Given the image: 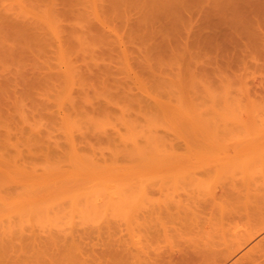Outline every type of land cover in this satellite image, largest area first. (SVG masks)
Returning a JSON list of instances; mask_svg holds the SVG:
<instances>
[{
    "label": "bare ground",
    "instance_id": "6f19581e",
    "mask_svg": "<svg viewBox=\"0 0 264 264\" xmlns=\"http://www.w3.org/2000/svg\"><path fill=\"white\" fill-rule=\"evenodd\" d=\"M10 1L7 0V3L10 4ZM12 1L14 3L10 5L0 3V67H2L0 70V228H8V234L15 231L16 217L20 219L16 220L17 222H22L21 224L18 222L21 226L17 225L23 230H25L23 226L25 221L32 222L33 219L41 223L47 221L43 225L49 226H51L50 222L55 220L56 225L59 226L58 220L64 218L65 214L70 216L66 215L69 220L76 217H73L74 212L77 215L81 213L80 216L88 219L97 212L98 207L101 209L104 205L111 203V200L113 202L118 198L114 201L118 204L116 202L132 199L137 185L149 180L150 174L163 168L170 171L177 170L179 164L185 160L182 158L190 157L192 154L198 157L208 156L212 150H207L208 147L202 148L201 145H204L208 137L220 139L230 119L235 120L236 125H242L255 122L259 116L261 117L255 113L258 117L250 114L253 117L245 118L243 112L246 107H252L255 104L251 88L246 80L250 77V72L253 79L257 77L256 72L252 73L251 68L264 69V0H243V2L220 0L222 6L219 3L215 5L211 0H196V3L205 1V5L201 4L203 2L199 3V6L203 8H207V4H210L208 6L210 14L205 13L203 8L201 10H204L205 15L201 10H197L200 12L199 15L204 16L200 21L192 19V12L188 13V10L193 7L188 9L190 6L186 3L187 0H184L185 2L183 0H109L110 3L107 0V7L99 0ZM188 2L191 5L192 2L189 0ZM86 3L87 5L90 3L88 5L90 9L87 8L89 11L83 8V6L86 7ZM149 5L154 13L148 14V11L146 16L145 10L149 8ZM128 7L131 8L129 10L135 9L138 10L137 13H140V16L137 15L139 18L132 23L134 32L128 35L129 43L135 44L137 40L141 44L148 45L145 51L138 48L144 56H137V60L132 51L131 56L133 54L134 61H137L135 63H130L129 50H132V47L126 43L125 37L118 34L115 29H107L110 28L109 23L116 20V17H124V12L128 14L129 10L125 11ZM193 9L190 11H194ZM164 13H169L168 16L174 18L171 17L172 27L171 30L167 28L170 30L167 33L160 30V24L151 21L158 22ZM171 13H176V16ZM186 13L190 15V18L186 19ZM129 17L126 18V22L129 21ZM68 21L70 24L65 23ZM188 25H191L192 32L186 28ZM183 28H186L188 32ZM182 29L187 33L182 32ZM158 36H168V38L161 37V41L158 39L153 42ZM8 40L10 44L8 42L6 44ZM18 41L26 43L19 48L16 44ZM114 44L119 45L120 48ZM96 45L98 47L104 45L105 49L97 51ZM113 45L122 50L121 56L120 52H116L118 49L115 51ZM28 47H32V72L24 71L23 67L19 70L13 67L12 69L16 70H10L9 66H15L19 62L18 59L20 60L18 65L25 66L24 56L28 54L26 50ZM51 50L58 55L59 66L62 68V65L66 64L68 72L65 71V74L57 70L55 73L51 72L53 68L51 62L49 61L48 64V61L44 60V57H47L46 53L49 54ZM113 51L119 53L118 58L112 55ZM115 52L113 53L117 56ZM86 61L98 64L97 69L93 70L96 67H89ZM143 61L147 64L145 69L149 77L154 78V84L151 81V85L161 89L162 96L166 95L167 101H160L161 99L154 97L155 95L153 97L150 96L151 94L147 95L150 83L146 81L149 80H144L147 77L139 80L136 70L139 65L136 68L133 66ZM116 63H118L117 66ZM167 66L170 68V74L167 78L164 76L159 78ZM263 71L261 73H264ZM128 77L131 80L127 79ZM50 80L60 82V84L56 83L60 86L66 84L68 110L71 107L69 113L74 116L72 128L75 133L72 131L74 134H70L67 138L70 140H68L70 149L68 153L60 150L62 147L57 141L52 145L51 138L47 140L43 132L38 130L41 128H38L39 125H44L41 119L38 122L35 121V126L33 125L34 117H28L26 114L28 113L26 104L28 106L29 104H25L24 100L31 97L33 104H37L39 94L43 97L48 90L47 87L42 86H49ZM23 84L24 87H22ZM19 87L23 89L20 88V90ZM135 88L145 90L143 95L145 93L148 97L139 96V92L135 95L133 93ZM91 90H94L93 94ZM32 94H36V100ZM91 95L94 97L92 98ZM46 98L48 95L42 98L43 108L38 107V110L44 109L47 105ZM121 100L127 101V104H119L118 101ZM130 104L138 105L140 109L136 112L134 111L136 109L132 108V111ZM31 112L34 113V111ZM16 115H19V118ZM100 116L104 118L98 119ZM112 118H116L120 125L126 127L125 133H121V129H118L119 124L114 122L116 125L109 124L114 125L112 128H116L114 130L116 133L108 134V131L105 133L102 131L103 134L96 135L94 133L97 132H93L96 136L95 139L94 137L91 139H97L98 146L95 141L87 140L90 139L88 135L90 137L93 135L90 133L91 129L94 130L92 128L94 126L87 128L90 125L87 120L97 121L95 124H100L99 126L102 127L105 123L101 120ZM29 119L33 121L31 125H28ZM21 123L27 125L24 127ZM32 125L38 130L36 135H23L24 128L28 131L32 130L34 128ZM162 125L166 129L165 133L161 134L159 127ZM261 125L262 127L258 128L264 129V118L261 119ZM99 126L94 131H98ZM258 130L257 134H259ZM256 132L253 134L257 135ZM22 135L23 138L20 139ZM25 136H29L31 143L24 140ZM14 138H17L16 142H13ZM103 138L106 139L103 140ZM40 139H44L45 143L42 140L41 142L47 144L41 146ZM32 140L34 142L39 140L40 143H38L39 148L34 149L36 153L32 152V147H36V145L32 146ZM101 140L103 142L107 140V143L114 145L109 154L104 147H101ZM180 140L187 142V144L184 143L187 150L184 153L179 151L184 145H180ZM21 142H24V149L21 148ZM251 144L253 145L251 150L258 149L264 144V135L253 136ZM65 154L66 158H64ZM39 167L42 172L39 171ZM90 211L94 213L91 214ZM55 222H52V226ZM72 229L75 228L72 227ZM20 230L21 234H19L22 235V229ZM72 231L75 232H64V237L67 235L68 238L76 237L82 232L76 229ZM2 232L5 234V230ZM59 232L63 233V231ZM56 233L58 236L56 238L60 239L61 235L59 236L58 232L51 235L54 238ZM68 233L74 235L69 236ZM83 233H87L86 229L80 235ZM51 237L49 233L46 239L54 240ZM50 240L46 241V245H49ZM2 249L0 248V253L10 250L6 247ZM187 255V253L183 254L177 260L181 262L179 264L190 260L187 258H190V255ZM0 257L6 258V256ZM13 257L11 256V259ZM21 258L18 259L17 264H24L23 259V262H19ZM7 261L10 262H6L7 264L15 262ZM216 262L214 264L218 263ZM208 263L211 264V262Z\"/></svg>",
    "mask_w": 264,
    "mask_h": 264
},
{
    "label": "rangeland",
    "instance_id": "374dc122",
    "mask_svg": "<svg viewBox=\"0 0 264 264\" xmlns=\"http://www.w3.org/2000/svg\"><path fill=\"white\" fill-rule=\"evenodd\" d=\"M99 1L100 3H103L107 7L108 5V2H106L107 0L105 1L99 0ZM189 1L192 2L191 3L192 6L187 0L186 3L190 6L188 7V9L191 7L194 8L196 4L199 6V3L203 2L200 1L196 3V0H189ZM211 1L214 2L215 5H218L216 3H219V5L222 6V3L219 2L220 0H215V1L211 0ZM240 1L243 2V0ZM10 2L14 3V1L12 0ZM168 2L169 1H167V3ZM0 3L3 5L11 4V3L8 4L9 2L7 3V0L0 1ZM204 3L205 1L201 4ZM42 4L44 6V3ZM88 5H90V3ZM88 5L86 3V7L83 6L84 10L89 11L90 7ZM197 5H196V9L192 8L196 12L190 11L192 9L189 10L187 9V10L189 14L192 12L191 13L192 19L195 18V20L200 21L202 20L201 17H204L203 14L205 15L206 12L210 14V11L208 10V6L210 4L209 3L207 4L208 5L206 6L207 8H203L201 6H199L200 7L199 8ZM201 8L205 10V13L203 12L204 10H201ZM126 9L127 10L125 11H128L131 8L128 7ZM147 9L145 10V13L148 11H149L148 14L154 13L150 5L149 8ZM197 10L198 11L201 10L203 14L199 15L200 12H197ZM137 12L138 10L136 11L135 9L129 10L128 14L124 12L123 14L125 15L124 16L125 19L122 16L124 20L121 19L122 17L118 16L115 18L116 20L112 21V23H109L110 28L109 27L107 28L108 30H111V28L115 29L118 32V34L123 35L125 37L124 40L125 41L127 40L126 43L132 47L131 50L130 47L126 44V46L130 49L129 50L131 57L130 63L137 62L134 61L135 55H136V60L138 59V57H143L144 55L143 53H141V51L142 50L145 51V49L148 47V45L141 44L137 42V40L135 41V44L129 43L128 35L129 33L134 32L132 29V23L134 20H137L139 18L137 17V15L140 16V13ZM188 13L185 14L187 16L184 15L186 19L190 18V15ZM130 14L133 16V19ZM168 14L164 13L158 19V22L155 20H151L154 21L155 23L160 24V26L158 25L160 27V30L162 29L161 31L166 33L170 32L171 30L172 27L171 19L173 18V16H171L172 17L171 18L170 15L168 16ZM171 14L172 15L174 14L176 16V13H171ZM29 17L32 18V16ZM127 17H129L128 22L125 21ZM160 21L165 26H162L163 24H161ZM65 23L70 24V21ZM190 27L191 25L190 26L188 25L186 28L190 29L189 31L192 32L193 29ZM167 28L170 30H168ZM186 28L183 29L185 30ZM183 29L182 32L184 33L188 32L187 30H185L187 31L185 32ZM161 37L158 36L157 39H154L153 42H155V40L158 39L161 41L162 38L165 37L168 38V36L162 38ZM7 42L8 44H10L9 40L6 41V44ZM25 43L26 42L18 41L16 44L17 46H19V48H22V46H24ZM114 45L113 47L116 46L120 48L119 45L118 46L117 45L114 46ZM103 46L99 45L98 47L96 45L95 48L97 51L98 50L100 51L101 49H105V46L104 48ZM116 47L114 48L115 51L118 49L116 52H120V56H121L122 50L120 51L119 48ZM138 48L141 49V51ZM26 50L28 54L27 56L24 57L27 59L23 57L24 60H26L25 61L26 64L24 63L26 67L21 64L18 65V63L20 62V60L18 59L19 62L17 63L15 62L16 60L14 61L16 63L15 66L12 65L9 66L10 70L15 71L17 68L19 70V68L23 67L24 71L32 72V66H33L32 57H31L32 47H28ZM132 51H134L133 52L134 56L132 54L133 60L131 56ZM113 52L112 55L115 58H118L119 53L117 54L115 52L117 54V56H115ZM46 54L47 57L43 56L44 60L46 59L48 61L47 62L48 64L51 62V66H53L54 69L56 68L55 70H53L52 68L51 72L55 73L56 70L58 72H63L64 74L65 71L68 72L66 64H63L62 68L61 66H59L60 61L58 60V55L55 52L51 50L49 54L48 52ZM7 60H5V62H8ZM41 62L44 61L41 60ZM94 62H96V60ZM83 63L81 64L83 65ZM118 63H119V59H118ZM118 63H116V66L118 65ZM4 64L6 65V63ZM77 64L80 65V63ZM88 65L89 67H96L93 69L95 70L97 69L96 65L98 64L96 63L94 64L93 61H91L90 63H88ZM119 65L121 66V64ZM138 65L139 67H137L136 69L137 74L139 75L138 79L140 80V78H142L141 80H143L144 78L147 77V79L144 80L145 81L149 80L146 82L150 83L149 90L147 89V92H149V94L147 93V95L151 94L150 96L152 97L155 95L154 97L158 99L160 98L161 99L160 101L167 99V97H165L166 95L162 96L163 94L161 92V89L153 87L154 85H151L152 83L154 84L153 82L154 78L149 77L147 69H145L147 68L146 62L144 61L139 62L138 64L136 63L133 66L134 68H136V66ZM13 67L16 69L15 70L12 69ZM1 68L2 67H0V70H2ZM165 69H166L165 72H162L159 78L160 77L162 78L163 76L166 78L168 77V75L170 74V68L169 66H167L165 67ZM175 69L177 71V68ZM263 70L264 69L262 68L261 69L259 68L256 69L254 67L251 68L252 73L256 72L255 74L257 77L256 79H253L250 72L249 73L250 77H248L246 80L248 81V85L251 88V92L253 99L255 100L254 101L255 104L252 107L251 106H249L248 108L246 107L245 111L243 112L245 118L250 119V117H253L251 116L252 114L254 115L259 114L261 115V117L260 116L258 117L256 115V117H258V120L248 124L243 123L244 125L243 124L236 125L235 124L236 121L230 119L228 121V124H226V131L224 130L225 132L223 133V136L220 137V139L218 138L211 139V137H208L209 139L208 140L205 139L206 142L204 143V145H201L203 146L202 148L208 147L206 148L207 150L210 149L212 150L210 151V154L208 156L198 157L196 154H192L190 157L182 158L185 160L179 164V169L177 170L170 171L163 168L162 170L160 169L155 173L150 174L149 180L144 181L143 183L137 185L136 189L133 191L134 194L132 196V199L129 198L126 200L116 202L118 204L114 203V201L118 198H116L115 200L113 199L114 200L113 202L112 200L111 203L109 204L107 202L108 205H104L101 209L99 207L98 209L95 208L97 212L95 211L96 213L93 214V216H91L90 218H88L89 215L92 214V212L94 213V211L92 212L90 211L91 214L87 216L88 219H84L85 217L80 216L79 214L81 213L77 215V213L74 212L75 215H73V217L74 216L76 217H74L75 219L74 218L72 219L73 221L71 220V218H70L71 221L68 218H66L68 214H65L64 218H60V220H58L59 226L56 225L55 220L52 221L55 222L53 223L54 225L52 226V222H50L51 226H49L47 224L43 225L47 221L45 222L43 221V223H41L40 221L38 222L37 219L36 221L33 219L34 221L32 220V222L25 221V225L23 224V226H25L24 228L25 230H23V228L20 227L21 226L20 224L22 222L20 223L18 221L20 223L19 224L16 220H20V219L16 217L14 219L15 220L14 223H16V225L14 224L15 231L13 230V233L10 232L9 235L7 232L8 228L3 229L2 227L3 225L1 226L2 228H0V245L1 246L3 245L2 247L0 246V248L1 250H3L2 248L5 247L6 249L10 248L9 251L6 250L5 253H0V256H4V257L6 256L7 260L15 261L14 264H17L16 262L20 257L22 258L21 260H19V262L24 261L23 262L24 264H29L32 261L35 264H142V262H156L158 260L161 261L164 260L169 264H178L177 260H179V258L186 253L199 255L203 259H210V260L217 259L219 257V251L223 249L225 245L228 244L230 241H234L237 243L238 247L233 253L229 254L223 259L222 264H226L228 262H232L233 264H264V144H262L259 147L257 146L258 149L255 148L256 150L254 149L251 150V147H253V145L252 144L250 145L253 136L264 135V133H262L264 129L258 128V127H262L261 119L264 118V76H261L262 74L264 75V73H261ZM122 76L124 77L125 75L123 74ZM122 76L120 77L122 78ZM127 79H130V77H128ZM49 83H50L48 84L49 86L47 85L42 86V87H47L48 89L47 91H45L46 90L45 88H44L45 90L43 89L45 91L43 97L45 98V96L48 95V98H46L47 105L45 104L46 106L44 107V109H42L43 111L40 109L38 110V107L43 108V106H41V100L43 97L40 96V94L37 98V104L36 103L33 104L32 99H30L31 97L30 98L28 97L29 99L24 100L25 104L26 103L29 104V106L26 104L27 106L26 111H28V113L26 112L25 113L28 114V117L31 116L32 118L34 117L33 119L34 123L32 119L31 120L29 119L30 122L27 123L28 125H31L33 123V125L35 124L36 126L35 121L38 122L41 119L42 124L44 125L42 124H41L42 126L39 125L38 128L39 127L41 128H39L38 130H41V132H43L47 140L51 138L50 141L52 145H54L53 142H55L56 144L57 141L58 144L61 145L62 147V148L60 147L61 148L60 150L61 151L64 150L65 153H68L70 152L68 145L69 144L68 142L70 140L68 139L69 140L68 141L67 138H69L70 134L74 132L72 128L74 116H71V113H69L71 107L68 110L69 105H68V98H67L68 92L66 91V84H63V86L61 84L62 88H60L61 86L56 85L57 81L55 80H50ZM57 84H60V82ZM22 87H24V84ZM22 87H19V89L20 88L23 89ZM143 91L145 90L142 89L141 91L139 88H135L133 90V93L136 95V93L139 92L141 94L140 95L138 93L139 96L142 97ZM37 92L38 91H36V93ZM158 94L161 95L159 96ZM144 95L143 97H148ZM32 96L36 100L35 98L36 94H32ZM93 97L94 95L92 96V98ZM44 101L45 100H43V102ZM118 102L119 104L122 103L121 105L127 104V101H123V100ZM131 106L130 107L132 111H133L132 108L136 109L134 110L136 112L140 109L138 105L132 104ZM31 111H34V113ZM40 111H42V113H40ZM159 113H160L159 115L162 114L161 110H159ZM17 116L19 118V115H16V117ZM102 118L104 117L100 116V118L98 119H102ZM87 121L90 124L87 127L89 129L92 126H94L92 128L96 130L95 128L100 125V124L98 125L95 124L97 123V121H90V120ZM101 121L104 122L105 124L102 127H100L101 126L100 125L99 126L100 128H97L99 129L98 131H94L93 129H91L90 132V130H88V134L90 133L93 134V132H97L98 134L97 133L94 134L99 135L100 133L101 135L103 134V132L105 133V131H108L107 133L110 134V132H115L114 130L116 129V128L114 129V127L112 128V126H114L112 124L120 123L116 118H112L109 120L103 119ZM109 123L112 124L110 125ZM21 125L22 126L24 125L25 127L27 124L25 125V123L23 124L21 123ZM35 126H33L34 128L29 131L24 128L23 135H36V132L38 130L35 128ZM125 128L126 127H124V125H120V124L118 125V129H121L120 131L121 133L126 132ZM165 129L166 128L164 125L160 126L159 127L160 133L161 134L165 133ZM255 129L257 130L259 129L258 130L259 134H257L256 132L257 130L255 131ZM15 131L16 130L14 129V132ZM76 132H77L76 134L79 135V132L78 131ZM253 132H256L257 135H254ZM49 134L51 136H48ZM94 134L91 137L90 135H88V138L91 139L92 137H94L95 139L96 135L94 136ZM220 134L222 135V131ZM220 134L219 136H221ZM23 135L22 137H20V139L23 138ZM16 139L17 138H14L13 142H16L15 141ZM44 139H40V143H42L41 146H43V144L45 143ZM90 139L87 140L89 142L95 141V144L98 146V143L96 141L97 139L96 140L94 139L90 140ZM105 139L106 138H103V140ZM24 140L28 143H31L29 142V136H25ZM41 140L44 143L41 142ZM36 142L37 144H35ZM36 142L32 140V144H33L32 146L36 145L35 148L32 147L33 153L34 152L36 153L37 152L35 151L36 148L37 149L39 148L38 147L40 144L39 140ZM23 143L21 145V148L24 149ZM184 143L187 144V142L185 141L183 142L180 140V145ZM51 144L49 145L52 146ZM257 144L258 143H256V145ZM184 146L185 144L182 146V148L180 147L179 149L181 153L187 151L186 147ZM27 147L28 145L25 146L26 151H27ZM101 147H104L106 153L109 154L110 150L114 148V145L107 143L106 140V142L102 141ZM66 157L67 156L65 154L64 158ZM39 171L42 172L41 168ZM91 209L93 210V208ZM91 209L88 208V210ZM17 224H19L20 226ZM72 227L75 228L76 230H80V232L81 231L83 232V230L86 229L87 233L84 234L85 233L84 232L83 235H80L82 234V232L80 233L78 231V233L80 234L79 235L77 234L78 236L76 235V237L68 238L67 234H65L67 236L64 237L63 234L66 231L68 232L71 231V233L75 232L72 231L75 230L72 229ZM20 229H22V233H23L22 235H20L21 234ZM3 230H5V234H3L2 232ZM16 230H18V233H16ZM51 230H53L54 232H58L59 236L61 235L60 239H57L58 238L57 233L54 235L53 238V235L51 234H53L54 232H52ZM59 231H63V233L61 232L62 234H60ZM49 233H50V237L52 236L51 238H53L54 240L46 239L48 238ZM12 235L15 237V238L13 237L14 239L11 237ZM72 235L74 234H69V236ZM63 237L65 238V240ZM48 240H50V243H48L49 245H46L47 244L46 241L48 242ZM71 240H73V242ZM51 241L53 243L52 245H51ZM5 242H7L6 243L7 245L3 244ZM7 246L9 247L7 248ZM16 248L19 249L17 250ZM40 248L42 251L39 250ZM245 248L247 251L243 253L242 251ZM38 250L40 252H38ZM11 256L14 257L11 259ZM49 256L50 259H48ZM6 258L4 259L0 257L1 259L0 263L2 264H4V262L8 263L9 261H7ZM27 261H31V262H27Z\"/></svg>",
    "mask_w": 264,
    "mask_h": 264
},
{
    "label": "crops",
    "instance_id": "0c3cea01",
    "mask_svg": "<svg viewBox=\"0 0 264 264\" xmlns=\"http://www.w3.org/2000/svg\"><path fill=\"white\" fill-rule=\"evenodd\" d=\"M238 247L237 243L234 242V241H230L228 244L225 245V247L223 249H221L219 251V257L217 259H214V263L216 262L217 260V264H222L223 262V259L228 256L229 254L233 253L236 248ZM247 250L246 248L242 251L243 253H245ZM188 255H190V258L187 257L188 259H190L189 261L187 260L186 263L184 264H207L208 262H211V264H214L212 263L213 260H210V259H203L201 256L199 255H195V254H192V253H188ZM187 255V256H188ZM195 259V260H193ZM193 260V261H191ZM191 261V262H190ZM180 261H178V264H179ZM189 262V263H188ZM181 263V262H180ZM142 264H169L168 262L166 261H161V260H158L156 262H142ZM210 264V263H208ZM226 264H233L232 262H228Z\"/></svg>",
    "mask_w": 264,
    "mask_h": 264
}]
</instances>
